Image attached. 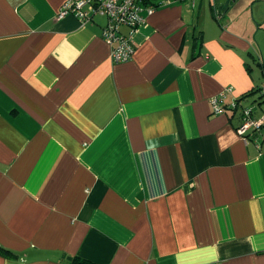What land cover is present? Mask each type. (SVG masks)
Wrapping results in <instances>:
<instances>
[{
    "label": "crops",
    "instance_id": "obj_1",
    "mask_svg": "<svg viewBox=\"0 0 264 264\" xmlns=\"http://www.w3.org/2000/svg\"><path fill=\"white\" fill-rule=\"evenodd\" d=\"M66 1L0 0V264H264V125L209 104L264 116V0L162 2L119 64Z\"/></svg>",
    "mask_w": 264,
    "mask_h": 264
},
{
    "label": "built area",
    "instance_id": "obj_2",
    "mask_svg": "<svg viewBox=\"0 0 264 264\" xmlns=\"http://www.w3.org/2000/svg\"><path fill=\"white\" fill-rule=\"evenodd\" d=\"M186 2V0H184ZM194 6L195 0H187ZM161 3L153 4L150 0H67L60 8L58 18L72 15L82 24L93 20L96 16H103L106 20L102 29V37L108 43L110 59L113 63H126L133 54L132 38L136 29L145 23L146 17L152 15ZM121 28L127 29L126 34L120 32ZM231 88L222 90L210 99L213 115H220L226 110L240 108V125L237 134L242 140L249 141L250 133L253 134L264 125V116L255 118L249 107H243L237 100L225 105L226 95ZM260 98H264V84L258 88ZM264 137V136H263Z\"/></svg>",
    "mask_w": 264,
    "mask_h": 264
},
{
    "label": "trees",
    "instance_id": "obj_3",
    "mask_svg": "<svg viewBox=\"0 0 264 264\" xmlns=\"http://www.w3.org/2000/svg\"><path fill=\"white\" fill-rule=\"evenodd\" d=\"M180 1H183V2H185L184 0H180ZM257 92H258V89H257ZM260 99H263L264 100V98H260ZM240 104H241V100H239V99H236ZM242 106V105H241ZM230 111H232V112H236V111H238V109H235V110H230ZM240 112V111H239ZM240 116V115H239ZM72 264H93V263H91V262H89V261H87V260H84V259H79V258H74L73 259V261H72Z\"/></svg>",
    "mask_w": 264,
    "mask_h": 264
},
{
    "label": "water",
    "instance_id": "obj_4",
    "mask_svg": "<svg viewBox=\"0 0 264 264\" xmlns=\"http://www.w3.org/2000/svg\"><path fill=\"white\" fill-rule=\"evenodd\" d=\"M237 0H216L217 6L221 7H230L232 6Z\"/></svg>",
    "mask_w": 264,
    "mask_h": 264
},
{
    "label": "rangeland",
    "instance_id": "obj_5",
    "mask_svg": "<svg viewBox=\"0 0 264 264\" xmlns=\"http://www.w3.org/2000/svg\"><path fill=\"white\" fill-rule=\"evenodd\" d=\"M186 2H187L186 4L190 5L189 2H188L187 0H186ZM260 32H261V30H260ZM259 60H260L261 62H263L262 59L259 58ZM258 94H259V93H258ZM260 101H262V99H260ZM249 107H251V106H249ZM255 107H257V106L255 105ZM255 107H254V108H255ZM251 108H252V107H251Z\"/></svg>",
    "mask_w": 264,
    "mask_h": 264
}]
</instances>
